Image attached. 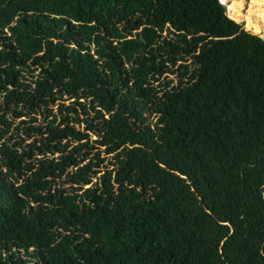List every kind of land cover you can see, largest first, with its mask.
I'll use <instances>...</instances> for the list:
<instances>
[{
    "label": "trees",
    "instance_id": "obj_1",
    "mask_svg": "<svg viewBox=\"0 0 264 264\" xmlns=\"http://www.w3.org/2000/svg\"><path fill=\"white\" fill-rule=\"evenodd\" d=\"M247 28L222 0H0V264H264Z\"/></svg>",
    "mask_w": 264,
    "mask_h": 264
},
{
    "label": "rangeland",
    "instance_id": "obj_2",
    "mask_svg": "<svg viewBox=\"0 0 264 264\" xmlns=\"http://www.w3.org/2000/svg\"><path fill=\"white\" fill-rule=\"evenodd\" d=\"M222 2L229 14L242 22L245 28L251 27L247 29L264 37V0H222Z\"/></svg>",
    "mask_w": 264,
    "mask_h": 264
},
{
    "label": "crops",
    "instance_id": "obj_3",
    "mask_svg": "<svg viewBox=\"0 0 264 264\" xmlns=\"http://www.w3.org/2000/svg\"><path fill=\"white\" fill-rule=\"evenodd\" d=\"M254 32V31H253Z\"/></svg>",
    "mask_w": 264,
    "mask_h": 264
}]
</instances>
